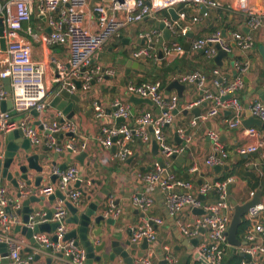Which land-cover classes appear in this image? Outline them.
<instances>
[{
	"label": "built area",
	"instance_id": "built-area-1",
	"mask_svg": "<svg viewBox=\"0 0 264 264\" xmlns=\"http://www.w3.org/2000/svg\"><path fill=\"white\" fill-rule=\"evenodd\" d=\"M236 7L232 5L224 6L219 0H0V18L4 26V38L6 50L4 58L0 61V79L10 80V91L0 88V102L10 101L11 108L0 110V132L11 133L20 130L24 137L29 140L31 146L36 147L43 139L48 147L56 153L64 150L78 152L86 149V144L76 147L74 140L67 142L63 147L57 144L59 134H74L75 124L70 120H65L63 114L58 111L55 119L50 123H40L41 130L32 123L31 112L35 111L41 115L48 109L47 88L44 83L45 68L42 63L34 62L31 57V44L22 36V32L32 37L35 42H39L47 47L61 46L68 51L67 64L53 62L54 78L53 88L56 91H66L70 94L81 92L87 94L100 74V68L93 67V57L110 40L120 36L121 31L143 22L145 19L160 18L159 13L168 9H175L178 20L172 21L169 17L159 21L164 22L169 30L177 32L178 36L186 37L193 31L195 26L202 20L209 17L211 10H234L238 8L246 14V24L250 29H258L262 26L264 13H259L252 2H258L264 6V0H236ZM203 7L207 11L201 13ZM43 18L50 33L36 34L31 27L24 25L30 23L31 19ZM181 23V25H179ZM93 26V27H92ZM160 32L151 30L139 38L146 37L148 42L158 40ZM231 39L234 45L241 51H246L252 46L249 35L240 32H233ZM190 50L202 52L207 59L212 60L216 54L218 46L222 51L230 54L232 47L230 42L222 35L221 30H217L207 36L193 38L189 42ZM162 52L165 55L182 56L183 46L172 43L164 45ZM134 59H149L152 57L148 47H141L133 51ZM235 67L239 75L230 83L225 84L219 80V69H213L212 79L209 81L214 91L208 88V80L205 75L198 72L183 75L180 82L193 83L198 89L203 90V96L189 104L187 109L195 105L207 102L208 109L199 119H193L191 124L195 126L197 120L206 121L214 118L225 111H234L235 115L227 121L230 129L241 127L239 113L242 111V104L236 94L243 88V74L248 70L247 66L235 62ZM113 75V72H108ZM75 82L81 84L77 89ZM126 93L140 99H149L160 109L161 115L154 117L150 113L139 115L130 126L127 124L103 125V138L101 144L105 148L113 145L117 146L114 157L119 161H125L132 156L130 147L134 139L149 143L154 140L163 157V166L155 163L153 170L141 176V180L146 186V192L133 195L132 203L143 211L150 209L153 198L150 193L152 189L159 188L164 197L165 209L169 215L175 216L177 226L181 234L187 238H199L197 243V256L204 260L199 264H224L227 255V231L233 206L228 202L227 194L232 177L206 181L197 191V195L191 193V182L178 179L171 171V157L180 156L186 152L190 140L185 139V145L175 146L170 144L164 134L163 128L171 123L172 112L176 109L177 97L173 96L165 100L161 84L159 82L129 84ZM230 96L228 99H223ZM94 115L97 120L105 119V112L97 101L93 102ZM115 119H129L131 117L130 107L122 100H115L113 103ZM251 114L264 122V104L255 100L250 104ZM152 130L150 132L149 130ZM183 136V131L178 132ZM248 137L261 136L264 138V130L251 127L246 130ZM208 137L214 147V154L206 159V164L210 167L226 165L228 152L222 146L217 134L210 132ZM261 142L243 144L238 148V153L242 156L252 155L258 152ZM264 158V154L262 155ZM3 153L0 151V159ZM196 167L192 171H196ZM53 174L57 177V183L47 184L39 189H29L20 187L23 197L35 193L43 197H49L56 190L66 191L75 182L79 181L78 168L74 165L68 166L65 170L54 169ZM210 192L217 195L216 201L203 203L197 196H205ZM254 192L250 193V197ZM81 193L73 191L72 188L66 194V200L74 206H79ZM14 205L18 209V202L12 201L7 196L6 188L0 180V244L7 245V258L10 264H27L21 259L20 248L22 243L17 241L11 230L20 224V218L15 212L7 210ZM193 209H201L204 214L195 216L189 220V215ZM120 210L115 206L112 198H109L103 217L117 218ZM264 214V200L251 209L245 215L249 226L244 233L245 245L235 248L242 256H246L239 264H264V221L260 220ZM41 216V215H40ZM42 217V216H41ZM40 219H44L42 217ZM68 217V210L64 202H60L55 207V213L50 222L58 223L55 232L56 241L43 234H35L34 240L39 243L42 251H50L53 256L62 254L68 264H86V255L83 248L76 245L74 240H64L66 234L65 220ZM40 221L39 223H44ZM163 222L158 218H149L142 221L131 230L132 242L138 244L146 240L148 245L154 246L157 242L155 226ZM31 222L29 227H33ZM203 231V232H202ZM164 260L167 264H178V261L171 256L169 248H163ZM154 249L147 255L141 257L136 264H152L151 258ZM3 257L0 256V264Z\"/></svg>",
	"mask_w": 264,
	"mask_h": 264
},
{
	"label": "crops",
	"instance_id": "crops-1",
	"mask_svg": "<svg viewBox=\"0 0 264 264\" xmlns=\"http://www.w3.org/2000/svg\"><path fill=\"white\" fill-rule=\"evenodd\" d=\"M224 6L232 5L236 7V0H219ZM253 9L259 13H264V6L258 2H252ZM169 17V15H168ZM168 17H160L157 19H145L143 22L131 26L121 31L120 36L110 40L101 50H99L93 57V67L100 68L99 75L92 83L91 89L87 94H83L80 91L77 92L79 97L78 104H75L71 100L68 101L70 105L69 113L64 114V111H60L63 114L65 120H70L75 124L74 134H59L57 136V144L63 147L67 142L74 140L76 147H80V144L85 143L86 149L78 152L62 151L56 153L53 149L47 146L45 140L40 145L31 146V153L37 155H43L44 159L39 160V164L43 167V171L38 174L34 171H29L28 181L29 186L27 188L35 190L44 185L57 183V177L53 174L54 169H58L62 166L74 165L78 168L79 181L81 182L78 187L72 185L73 191H79L81 193L80 203L82 207L80 209L85 210L89 204L96 203L98 210L95 214L102 215L107 207L109 198H112L115 206L120 210V214L117 218H108L115 221V224L111 226L105 221L100 222L99 225H93L89 233V238L96 244L98 243V237L94 236L95 230H100L103 234V238H109L106 231L109 229L111 233L116 234L121 246L127 250L130 257L133 258L134 264L139 259L151 250L154 249L155 257L151 258L152 264H160L162 259L164 260L163 248H169L170 254L174 257L178 264H195L198 260L197 245H192L190 241L195 239L187 238L181 234V231L176 223L175 216H171L165 209L164 197L162 191L159 188L151 190L153 203L147 211H143L132 203L133 195L138 193H145L146 186L141 180V176L147 174L153 170L155 163L163 161V157L160 151H156L155 154L152 150V141L149 143L142 142L140 139H134L131 144L132 156L125 160L119 161L114 155L117 152V146L113 145L109 148L103 147L101 139L103 138L102 128L103 125H115L121 124L131 125L134 120L141 114L150 113L154 117L161 115L160 109L152 104H137L133 105L129 99L130 95L126 93V87L129 84L140 83H153L159 82L162 87L165 100L171 97H177L176 109L177 114L172 115V121L170 124L163 128V134L166 140L175 146L185 145V139L189 138L190 143L186 148V152L179 157L183 158L182 162L170 160L171 171L175 176L184 181L191 182V193L197 195V191L200 186L206 181L223 179L224 171L219 174L214 172L215 166H208L206 159L208 156L213 155L214 147L208 137L210 132L218 135L219 140L225 150L228 152L227 166L229 170L240 164L239 170H244L253 173L256 177H260L264 174V138L260 135L256 137H248L245 127L242 122L249 115V107L251 102L257 100L264 104V17H262V26L258 29H250L246 24V14L235 8L234 10H211L209 17L202 19L193 29L191 38L189 36H178L177 32H172L169 41L164 42L162 45L159 41L163 37L162 31L159 30L160 36L158 40H152L148 42L146 37L139 38V34L143 32V35L149 31L156 30L155 22ZM170 18V17H169ZM181 25V23H179ZM31 27L36 34L44 33L48 34V26L43 18L33 17L29 24L24 25L23 31L26 27ZM93 27V26H92ZM221 30L225 32V38L230 42L232 52L222 58L221 65L218 66L212 60L206 58L202 52H193L189 50L182 56L165 55L162 52L164 45H170L177 43L184 48V44L189 43L193 38H200L213 33L215 30ZM158 31V30H156ZM233 32H240L245 35H249L252 40V46L246 50L241 51L234 45L231 39ZM31 44V57L34 62H39L44 65V83L47 88V98L54 90L52 80L54 78L53 62L58 64H67L68 51L61 46L47 47L39 42H35L32 37L25 34V31L21 33ZM188 34V35H189ZM177 37L178 41L173 42L172 38ZM141 47H148L151 51L152 57L149 59H134L132 56L133 51ZM162 52L159 55V52ZM217 55V54H216ZM4 58V53L0 51V61ZM235 62H240L241 65L247 66L248 70L243 74V88L236 94L237 98L242 104V111L238 114L241 118V127L238 129H230L227 121L234 115V111H225L222 114L210 118L206 121L197 120V124L193 126L191 122L195 118L190 110L194 108H200L201 115H204L208 109L201 105H195L191 109H187L189 104H193L203 96V90L198 89L197 85L193 83L180 82V77L183 75L198 72L208 80V88L213 90L211 86L212 71L213 69H219L222 83L228 84L232 82L238 75L239 71L235 67ZM112 71L113 75H109L108 72ZM173 80H178L183 86L184 90L179 96L176 90L172 89L167 94L166 87ZM5 88L3 80L0 79V88ZM115 100H122L127 103L134 113H131L129 119L123 120V122L117 123L114 117L113 103ZM97 101L105 112V119L99 121L96 119L93 110V102ZM74 106H77V110H74ZM248 107V108H247ZM10 109V108H8ZM188 113H184L187 112ZM58 112L55 108L48 107V109L41 115L33 114L31 112L32 123L37 127H40L42 123H50L55 119V114ZM71 118H67L68 114H72ZM200 115V116H201ZM41 123V124H40ZM256 128V127H255ZM179 130L183 131V136L179 134ZM264 128H258V131H262ZM152 132V130H149ZM186 132H189L186 135ZM12 133V132H11ZM8 133L0 132V151L4 153L7 146L13 145L20 147V139H14L13 141L7 140ZM177 137L181 140V143L175 140ZM261 142V146L257 153L242 156L238 153V148L243 144H251ZM21 153V149L18 150ZM81 152H85L86 156L78 160V156ZM57 155V157H55ZM3 159V157L1 158ZM55 165H52V163ZM190 162V164L188 163ZM225 166V165H224ZM196 167V171L192 169ZM12 173L17 171V168L10 169ZM41 177V181L38 182L39 186H35L38 177ZM55 177L54 180L52 178ZM233 182L228 188L227 199L231 204L232 201L237 203H244L250 198V191L246 182L241 180L237 176H231ZM18 180L20 187L25 186L22 181H19V177H14ZM228 178V177H227ZM21 182V183H20ZM1 183L6 188L7 196L10 200L15 201L17 198V190L13 185L7 181L1 179ZM26 187V186H25ZM255 191H260L257 189ZM254 191V192H255ZM85 193L86 195H83ZM36 196L40 199L41 204L38 202L30 203L29 207L32 210L37 211L42 217L51 209L55 208L61 201L59 199L50 202L48 197H43L39 194ZM199 197V196H197ZM203 203H212L216 201L217 195L214 192L204 196ZM261 200H264V193L261 192ZM232 205V204H231ZM22 208V206H21ZM10 210L16 213L17 208L12 205ZM22 215V214H21ZM19 216V215H18ZM197 216L193 212L189 215V220L194 219ZM41 217V218H42ZM69 217V214H68ZM67 217V218H68ZM20 223H22V216H19ZM93 218V217H92ZM149 218H158L162 220V224L155 226L157 234V242L154 246H149L144 249L141 243H134L131 240V230L142 221ZM260 220L264 221V214L261 215ZM44 221V219H40ZM76 228V226L66 224V233ZM13 237L22 243L20 248L21 259L27 261V264H68L64 257L53 256L50 251H42L35 248L26 237V234L15 232V226L11 230ZM52 238L55 234L52 231L50 234L44 233ZM125 242H129L131 246L135 244L134 248L131 246H125ZM111 250H106L109 253ZM143 256H140V255ZM162 255V258L158 255ZM1 256V255H0ZM38 259L35 260V257ZM51 258V261L48 259ZM2 264V263H1ZM94 264H123L120 260L110 262L108 260H101Z\"/></svg>",
	"mask_w": 264,
	"mask_h": 264
},
{
	"label": "water",
	"instance_id": "water-1",
	"mask_svg": "<svg viewBox=\"0 0 264 264\" xmlns=\"http://www.w3.org/2000/svg\"><path fill=\"white\" fill-rule=\"evenodd\" d=\"M207 11L206 7H203L201 9V13ZM167 13L172 21L178 20V15L175 11V9H168ZM155 29L160 30L163 33V37L159 41V44L162 45L164 42L169 41L171 38V31L166 26L164 22L156 21L155 22ZM51 30H48V33H50ZM222 35L225 37V32L222 31ZM190 38L192 37L191 34L188 35ZM173 42H177L178 38L173 37ZM217 49V55L214 57L213 61L216 65L220 66L222 62V58L224 56H227V53L222 51L218 46H216ZM6 50V41L4 38V26L2 19L0 18V51L4 52ZM184 50L188 52L190 50L189 43L184 44ZM162 52H159V55H161ZM3 84L5 85V90L10 91V80L3 79ZM75 85L77 89H80L81 84L79 82H75ZM174 89L176 90L177 94L180 96L184 90V86L178 81L173 80L170 82L167 87V94ZM230 96H225L223 99H228ZM71 100L75 104H78L79 97L77 95L70 94L66 91H56L53 90L48 97V100L46 101L48 103V107L55 108L58 111H64V114L67 115L69 113V108L71 104H68V101ZM129 101L133 105L137 104H148L149 106H152V102L149 99H140L135 96H131ZM207 102L202 103V107H207ZM8 108H11V102L5 101L0 102V110L4 111ZM248 108V107H247ZM78 108L77 106H74V110L76 111ZM250 107H249V113H250ZM33 114H37L35 111L32 112ZM131 113H134V110L131 109ZM184 113H188L184 112ZM190 113L195 117L198 118L201 115L200 108H194L190 110ZM177 110H174L172 112V115H176ZM73 116L72 114H68L67 118H71ZM117 123L123 122V119H116ZM242 124L247 127H256V128H264V122H262L260 119L254 117L251 113L247 115V118L242 122ZM41 130L43 129L42 125L39 127ZM189 132H186V135H188ZM72 135V134H71ZM7 140L13 141L14 139H20V147L9 145L7 146V149L4 153L3 159H0V180H7L9 181L13 187L18 191L17 192V199L15 202H18V209L16 210L17 215L22 216V223L15 226V232H22L26 234V237L29 239L30 243L37 249L41 250V247L38 242H36L33 238L35 234H43L48 233L50 234L52 231H55L58 227V223H52L50 222L52 219L53 214L55 213V208L49 210L43 217L46 222L39 223L40 220V214L37 213V211L30 209L29 205L30 203L38 202L41 204L40 199L36 196L35 193L29 195L28 197H23L20 193V185L18 180H16L14 177H19V181H22L26 187H28L30 184L28 181V172L34 171L38 174H40L43 171V167L39 164V160H43V155H37L31 153V144L28 139H26L23 135V133L20 130L13 131L12 133H8ZM178 144L181 143V140H179L177 137H175ZM21 149V153L18 152V150ZM152 150L155 154V152L159 151L158 145L155 141L152 142ZM86 156L85 152H81V154L78 156V160L81 161ZM57 157V155H55ZM172 160L177 162H182L183 158L179 156H172ZM190 164V162H188ZM52 165H55L53 162ZM160 165L163 166V162H160ZM17 168V171L12 173L11 168ZM66 166H62L59 168V170H65ZM230 167L225 165L222 167L215 166L214 172L216 174H219L221 171L227 172L229 171ZM55 177L52 178L54 180ZM41 181V177L39 176L37 178V181L35 183V186H39L38 182ZM21 183V182H20ZM80 181H77L74 186L78 187L80 185ZM72 188L70 186L66 191L60 192L59 190H56L55 193L48 197V200L50 202H54V200L59 199L60 201L64 202V205L66 209L68 210L69 217L66 218L65 224L76 226V228L70 230L68 233L64 235V240H74L76 245L83 248L86 255V264H94L96 262H100L101 260H108L110 262H114L116 260H120L123 264H134L133 258L130 257L127 250H125L120 242L119 239L116 237V234L111 233L109 229L106 231V233L109 235V238L104 239L102 236L100 230L94 231V236L98 237V243L94 244L91 239L89 238V233L91 229H93V225H99L100 222L105 221L106 223L113 226L115 224V221L112 219H105L102 215L95 216L98 205L96 203L89 204V206L85 210H81L80 207H82V204L80 203L79 206H74L71 202L66 200V194L67 192ZM83 195H86L85 193H82ZM204 196H199L200 200H204ZM261 201V192L255 191L253 193V196L249 198L246 202L240 204L236 201H232L231 204L233 206V213L231 216V220L229 223L228 231H227V243L231 248H239L243 245H245V242H242L238 240L237 234L238 229L243 220L245 219V215L248 212L249 209L252 207L258 205ZM22 206V208H21ZM8 212L11 210L8 209ZM193 214L195 215H202L204 214V211L201 209H193ZM22 214V215H21ZM93 217V218H92ZM33 222V227H29V224ZM203 232V231H202ZM53 241H56L55 235L51 238ZM199 241V238H196L193 241H190L192 245H197ZM125 246H131L129 242H125ZM142 248L146 249L148 247V242L144 240L142 242ZM135 244L131 246V248H134ZM110 248V252L107 253L106 250ZM7 245L2 243L0 244V255L3 257L1 263L2 264H10V260L7 258L8 252H7ZM161 258L162 255L158 254ZM62 254H59L58 257H61ZM140 256H143L142 254ZM155 257V255H153ZM195 258L198 260L199 263H204V260L199 259L198 256H195ZM38 259V256L35 257V260ZM52 259L49 258L48 261H51ZM160 264H167L165 260L162 259V262Z\"/></svg>",
	"mask_w": 264,
	"mask_h": 264
},
{
	"label": "trees",
	"instance_id": "trees-1",
	"mask_svg": "<svg viewBox=\"0 0 264 264\" xmlns=\"http://www.w3.org/2000/svg\"><path fill=\"white\" fill-rule=\"evenodd\" d=\"M159 16L160 17H168V13L166 11H163V12L159 13ZM217 30H215V31H217ZM242 163H243V161L239 162L235 168L225 172L223 177H221V178L225 179L227 177L237 176L241 180L246 182L250 191L254 192L255 190L260 188L261 192L264 193V174L260 177H256L253 173H249V172L245 171V169L239 170L240 164H242ZM248 226H249L248 220L244 219L243 222L241 223V225L239 226V229H238V234H237L238 240L243 241L244 233L247 230ZM245 257L246 256H242L238 252V250H236L235 248H228L227 255L224 258V264H239L241 262V260ZM185 264H188V263H185ZM195 264H198V263H195Z\"/></svg>",
	"mask_w": 264,
	"mask_h": 264
}]
</instances>
